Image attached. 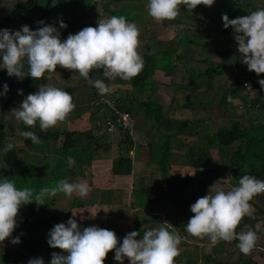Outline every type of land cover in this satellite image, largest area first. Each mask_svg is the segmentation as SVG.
Returning a JSON list of instances; mask_svg holds the SVG:
<instances>
[{
  "label": "clouds",
  "instance_id": "1",
  "mask_svg": "<svg viewBox=\"0 0 264 264\" xmlns=\"http://www.w3.org/2000/svg\"><path fill=\"white\" fill-rule=\"evenodd\" d=\"M202 3L212 5L214 0H146L145 6L154 19L172 20L180 14L181 5L190 12ZM222 19L226 29H233L240 54L237 56L250 71L264 73V8L235 18L223 13ZM39 23L41 26L35 30L28 24L19 29H0V68H6L9 76L21 80L26 76L40 79L47 73L50 80L51 74L61 66L76 70L103 97L113 89L105 79L90 76L94 68H102L103 76L110 80L116 77L130 80L144 68V58L138 50L140 28L124 15L102 17L96 25L69 33L67 38L61 37L60 28L68 27L63 19L59 20V28L54 23ZM258 82L264 87V77ZM9 89L5 82L0 96L7 95ZM18 91L23 94V89ZM233 99L228 96L229 102ZM75 107L69 91L51 83H41L36 92L27 94L11 112L28 126L39 122V127L46 131L64 120ZM21 135L33 143L41 140L35 131H23ZM14 147L15 143L9 142L0 151L7 152ZM66 159L69 167L76 165L75 157L69 155ZM221 180L210 185L208 194L191 204L194 215L185 227L195 236H208L212 243L238 240L237 247L249 254L257 245L258 233L250 225L239 231L237 228L242 218L250 214L252 199L264 193V179L244 174L237 184L227 189ZM90 190L91 185L83 178L77 181L62 178L54 186H44L37 192L27 185L18 187L14 179L0 175V243L10 237L13 244L21 242L19 235L13 237L12 234L18 225L17 217L22 206L33 202L45 205L46 199L57 193L84 197ZM78 214L72 211L67 222H58L49 230V245L64 252H52L50 261L42 256L33 257L27 264H105L112 250H115L114 260L120 264H124L125 259L129 264H176L183 237L170 230L172 223L161 222L160 226L147 228L143 233L131 230L121 242L113 229L98 225L82 227L76 219ZM80 218L84 219L83 216Z\"/></svg>",
  "mask_w": 264,
  "mask_h": 264
},
{
  "label": "trees",
  "instance_id": "2",
  "mask_svg": "<svg viewBox=\"0 0 264 264\" xmlns=\"http://www.w3.org/2000/svg\"><path fill=\"white\" fill-rule=\"evenodd\" d=\"M2 1V0H0ZM146 0H133L132 5L130 4L129 7H110V4L108 3L105 7V10L110 13V15H124L127 17L129 21H135L137 20V23H140L143 21L141 14H136L134 12L136 5H143ZM216 1L217 5L212 7V17L216 19L218 22H223L222 14L227 13L231 18H235L237 16L241 15H247L248 12L256 9L258 6L257 2L255 0H214ZM73 0H26L21 1L16 4V7L7 14L4 18H1L0 20V29L3 28H10L11 26H18L23 24H28L32 29H37L41 25L39 21H45L47 23H54L59 28V21L53 20L52 15L56 14L59 17H63L66 13H69V11L72 10V6L70 5ZM96 2V0H95ZM94 0H89V3L84 2L83 0H78L77 3L73 6L76 8V10L80 9V11L86 9L87 7L84 5H92L95 4ZM55 3L57 5H55ZM69 6V8H68ZM203 3L197 6L199 9L203 7ZM184 9V7L181 6V9ZM180 16V15H178ZM139 19V22H138ZM192 19V18H191ZM53 20V21H52ZM173 24H176V26H182L184 23L182 22V18H174ZM68 25L67 28H60L61 31L70 30V24L68 21H65ZM91 22H93L91 20ZM199 24H203L201 21H199ZM94 23V22H93ZM93 23H88L90 25H93ZM87 24V25H88ZM198 25L197 26H191L192 31H198L199 30ZM179 31V35H181L182 40L181 43H173L174 47L170 49L168 47V50L166 49L163 53L155 54L150 53L149 50L142 54L144 58V68L141 71V73L135 77H133L130 80H126L133 85L135 90H139L142 93L148 92L150 90H156V81L153 79V76H155L156 72L161 70L165 71L168 76L174 75L176 70H178L179 62L183 64L181 70H188L189 64L191 63H197L199 66H202L199 70L198 77L200 80L202 79H212V77H222L226 74L227 71L231 72L232 66L231 64L227 63H221V61L216 60L218 58L215 55L217 52H219L222 56H226V54L234 53L233 55L235 58L238 57L237 55H240L238 52V42L235 40L234 35L229 39V42L231 41V50L225 51L223 48L222 50L219 49L216 42H223V40H228L226 36H220L219 40L216 41L212 37H202L200 35H189L180 33V29L177 28ZM176 30V32H177ZM190 31V29H189ZM148 33L151 35V37L155 36V31L152 29L148 31ZM178 34V33H177ZM184 37H187L189 40L187 43L189 45L187 46V49L181 50V45L184 44L183 39ZM185 48V47H182ZM150 49V48H149ZM181 50V51H180ZM216 50V51H215ZM216 52V53H215ZM171 55L174 59V66L173 68L169 63H166V56ZM196 56L200 58H195ZM242 60L241 57L238 58L235 62V69L237 71H242ZM194 69V68H193ZM58 73L64 74V79L68 80L66 78V73L68 72V68H64L61 66L57 67ZM190 70V69H189ZM171 72V73H168ZM189 72H187V75ZM237 75V74H236ZM242 74L239 73L236 76V81L231 84L229 87L226 88V90L222 93V100L219 102L218 106L219 108H225L228 107H235L234 101L239 99L244 105L249 104L250 101L254 99H250V96L248 94V90L246 87L243 86L241 82ZM16 79H19L15 76H9L7 73V69L0 71V91L3 90V84L5 82L8 83V85L13 88L15 86ZM120 79V78H117ZM22 84V89L24 91H27L31 89L32 87H35L37 85V82L34 80V78L28 76L25 77ZM187 84L183 83H174V87L176 89H184L186 88ZM158 86H165L163 84H159ZM65 89L69 91L71 94L73 92V89L70 88V86H66ZM99 95V92L97 89H94L93 96L94 98ZM110 95V94H109ZM231 95L234 99L232 102H229L228 96ZM114 96V95H113ZM117 102L119 103L118 106L122 109H126L127 111L131 112L133 115H138V111L134 108L133 104L136 102L135 99H131V103L128 105L125 103L124 97H115ZM135 100V101H132ZM259 99L254 100L253 102H259ZM125 101V102H124ZM143 111L141 114L143 116H146L153 120V123L155 125L163 126L164 122V105L161 103L156 102H141L140 103ZM205 103L198 102V106L195 105L190 100V95L185 97L184 106L188 109H192L196 107L203 108V105ZM208 108L210 109L211 106ZM205 109V108H204ZM95 111H99L100 108L96 107L94 108ZM195 111V110H193ZM210 111V110H209ZM246 122H243L239 119H233L229 126L227 127H221L215 130L211 135L206 137V142L202 145H199L198 147L200 151L207 152L208 156L210 155L211 150L216 149L219 154V161L214 165V162L208 158L207 162L209 166L202 167L199 171L193 172L190 169L186 170V174L183 175H175V169L174 167L179 165L177 163L178 161L175 158V154L178 153L173 148L172 140L174 138H177L179 135V132L174 134H168L167 137L164 136L161 137V143L156 148H152V152L154 154L151 162H156L159 165V170L161 172V180L165 185L167 186L166 195L168 196V202L170 205H173L174 210V216L171 215L169 217L170 223L173 225L175 224L176 227H180L183 225V222H180V216L181 214H184L187 211V205H190V196L191 199L193 198V193L191 192L192 189L196 188V192L200 193L202 196H204V193H206L210 188L209 186L212 185L214 182L221 180V182L228 176L233 180V185L238 183V178L236 176H240L244 173L248 174L249 172H252L254 175H256L258 178H260V169L264 165V117L260 115L255 114H249V112H246ZM108 116L105 118L104 121V127ZM188 123H184L183 126L186 127ZM26 124L23 122L19 124V128L23 131H26L25 128ZM137 128V127H136ZM31 131H35L37 135L41 138L39 143H33L30 138L25 139V145L27 148H17L16 146L7 152L0 151V169L2 172L8 174L11 177H17L23 180L22 183H18L20 187H23L27 183V179H25L26 176H28V167L30 165V155L29 151L35 150L37 152L43 153H51L53 150L51 146L52 141L59 140L62 133H60V129H47L42 130L40 127L30 126ZM122 134V133H121ZM13 132H10V130L6 127L5 124V118L2 114V117L0 119V149L4 147L6 144V141H8V138L11 137ZM75 132H69L66 131L62 136H64L63 143L61 146V150L57 152V154H67L68 151L73 150V148L78 146V142L75 140ZM122 143L127 146V151L131 152L134 150L135 146L137 145L136 139L132 137H123L120 139ZM133 148V149H132ZM49 150V151H47ZM25 155V157L23 156ZM135 155V154H134ZM204 154H198L194 155L193 158L198 157L203 162ZM181 157V156H180ZM132 158V159H131ZM189 158V157H188ZM197 158V159H198ZM131 159V160H130ZM129 160H126L125 158H120L116 163L114 167L115 170L123 169L125 174H129L132 172V169L135 165V160H133V157L131 155ZM190 159V160H189ZM188 161H179L182 162L181 165H184L183 162H185V166H190L192 164L191 158H189ZM177 161V162H176ZM197 163L196 165H199L197 160L194 162ZM192 166V165H191ZM204 168V169H203ZM221 170L223 172H221ZM171 171H173L171 173ZM116 172V171H115ZM117 173V172H116ZM191 173V174H190ZM195 175H192L194 174ZM118 174V173H117ZM183 176V177H182ZM18 180V179H15ZM225 182V181H224ZM197 184V185H195ZM226 185V183H221ZM193 187V188H192ZM192 188V189H191ZM189 189L191 194H188ZM142 192L146 195V201L145 203L141 202L140 205L131 204L132 206L136 208H142L145 210H154V211H161L164 207L163 197L158 194L157 192L145 188L142 190ZM188 196V197H187ZM55 200V199H53ZM128 202L127 200L124 201H115L113 202V205L116 207L122 206L125 203ZM45 205H38L37 203L33 202L31 204H27L23 206V209L20 212V216L18 218V225L16 229L14 230L12 236L15 237L19 235L21 237V242L18 243L16 246L9 247L7 252L9 251L10 254L8 256L5 255L3 257H0V264H27L28 260L33 257H39L42 255L44 248L46 247V243L44 240L46 231L49 232V230L58 223L57 217L54 214L53 207L55 206V202L52 201H45ZM81 202L77 205L75 204L73 207H80ZM112 206V205H110ZM72 209L69 211V216L66 218V222L69 219V217L72 216ZM115 211V209H113ZM260 215L264 217V211L263 210H257L252 214V216ZM106 219L110 220L112 219V223L115 224L114 228L118 231V226L121 224V222L125 219L120 216H116L114 212H110L106 214ZM102 218V217H101ZM77 220L80 219V217H76ZM88 222V221H87ZM91 222H94L96 225L101 222L100 218H92ZM150 221L147 218L145 219H134V229L141 231V233L145 230L144 225L149 224ZM108 223V222H107ZM90 224V221H89ZM102 227L101 225H98ZM106 226V225H104ZM170 230H173L170 228ZM185 231V229H183ZM237 240H235L236 242ZM122 242V240H121ZM45 246V247H44ZM42 252V253H41ZM263 252V251H262ZM114 254L115 250H112L108 253L107 258L105 259L107 262L114 261V264H119L118 261L114 260ZM179 253L178 256H180ZM177 256V257H178ZM188 259L191 260V255L188 254ZM127 260V259H126ZM239 260L241 261V264H261L257 259L254 258L252 255L247 256H239ZM205 261L208 264H232L227 263L222 260L217 259L215 256L208 254L205 255ZM129 262V261H128Z\"/></svg>",
  "mask_w": 264,
  "mask_h": 264
},
{
  "label": "rangeland",
  "instance_id": "3",
  "mask_svg": "<svg viewBox=\"0 0 264 264\" xmlns=\"http://www.w3.org/2000/svg\"><path fill=\"white\" fill-rule=\"evenodd\" d=\"M21 1H26V0H2L0 1V20L1 18H4L5 16H7V14H9V12H11L15 7L16 4L21 2ZM78 0H73V2H71V6H72V10L69 11V13H66L63 17H59L56 14L52 15V19L59 21L60 19H63L64 21H68L70 24V30H68V32L66 31H61V37L62 38H67V36L69 35V33H75L78 30L82 29L85 26H88L90 24L88 23H93V25H95V22H98V20L102 17L105 16H110V13H108L105 10V7L107 6V4H110V7H129V5L133 3V0H94L95 4L93 3L92 5H84L87 8L80 11V9L76 10V8H74L73 6L77 3ZM86 3H89V0H83ZM137 0H135L136 2ZM258 4V6L256 7V9L259 8H264V0H255ZM55 5H57L55 3ZM146 1L144 2L143 5H136V8L134 10V12L136 14H141L142 15V22L137 23V20H135V22L137 23V25L140 28V47H138V50L140 52V54H144L147 52V50H151V53H155V54H160L163 53L166 49L168 50V46L170 49H172L174 47L173 43L177 42V43H181V40L183 37H181V35H179V31L177 30L180 29V33H184V34H189V35H200L202 37H212L214 38V40L218 41L220 36H226L227 37V41L226 39L223 40V42L219 43L216 42L217 46L219 47V49L222 50V48L227 52L229 50H231V41L229 42V39H231V37L234 35L233 34V29L230 28H225L224 27V23L223 22H218L216 19H214L212 17V7L216 6L217 3L216 1H214V3L212 5H207V4H203L204 6L201 7L200 9L197 7L196 9L192 10L189 12V10L187 9V7L185 5H181L182 7H184V9L182 8L180 11V16H177V18H182V22L184 23L182 26H176V24H173V20H156L153 17H151L148 14V11L146 9ZM69 8V6H68ZM254 9V10H256ZM248 14V13H247ZM192 18V19H191ZM52 20V21H53ZM91 20L93 22H91ZM201 21L203 24H199ZM139 22V19H138ZM88 24V25H87ZM23 25V23L21 24ZM21 25L18 26H11V29H19L21 27ZM199 26L201 28H199L198 31H192L191 26ZM155 31V36L151 37V35L148 33V31L150 30ZM190 29V31H189ZM177 30V32H176ZM178 33V34H177ZM189 39L187 37H184L183 39V43L181 45V50L187 49V46L189 45V43H187ZM185 47V48H182ZM150 48V49H148ZM180 50V51H181ZM216 51V50H215ZM216 53V52H215ZM235 55L234 53H229L226 54V56H224L223 58L221 57L222 55L217 52V54L215 55V57L217 56L218 58H216V60L221 61V63H227V64H231L232 60L235 59V57L233 56ZM195 58H200L198 56H196ZM166 63H169L171 65V67L173 68V64H174V59L171 55L166 56ZM184 64V63H183ZM183 64L181 62H179L178 65V70H176V72L174 73V77L169 79V76L167 75V73L165 71H161L163 73H158L155 74V76H153V79H157L158 81H160L161 83H165L166 87L163 86V90L165 91V93H161L159 94L160 96H158V88L157 91L155 90V93L153 95V98L158 102L161 103H168L171 100H174V102L172 103V107L175 106H179V103H181L179 106L183 112L179 113V115L183 118L188 119L189 116H192V112L190 109L185 108L184 106V102H185V95L188 96L190 95V100L195 103V105L198 104V102H203L205 103L203 106L207 108V104L211 106V108H207V110L209 111L208 116H206L207 118H210L211 120H213V122H215V125L213 127V131L216 127H227L230 125L231 121L233 119H239L242 120L243 122H246L247 118L245 115V111L242 109L236 108V104L238 103V100H235L234 105L235 107H228L227 109H221L219 108L218 104L219 102L222 100V93L224 90H226L227 86H228V82H229V75L230 72L227 71L226 74L223 77H219L216 79V77H212V79H202L200 80L198 77V73L199 70L201 69L202 66H199L197 63H191L189 64L188 70H184L182 71L181 68L183 66ZM194 68V69H193ZM6 68H0V71L5 70ZM97 69L99 68H94L92 71L96 72ZM101 72L103 73V69L101 68ZM187 72H189V74L187 75ZM74 70L73 69H69V71L66 73V78L68 80L64 79V74H60L57 72H53L51 74V79H48V74L46 73L44 77L40 78V79H34L37 82V85L35 87H32L31 89L24 91L23 90V94L19 93V89H22V84L23 81L21 79H16L15 82V86L13 88L10 87L7 95L5 96H0V119L2 117V114L4 115L5 118V124L6 127L10 130V132L17 133L19 130V124L22 121H19L15 118L14 114L11 112V110L15 107H18L20 105V103L23 101L24 97L29 94V93H34L38 90L39 85L41 83H51L55 86H61V85H65L67 84V86H70V88H73V90L75 91V89L78 86H81V84H83L85 81H83V77H81L79 74L74 75ZM78 73V72H77ZM171 73V72H168ZM172 75V73H171ZM54 76V77H53ZM237 75H235L236 78ZM28 77V76H26ZM106 78V77H105ZM116 78H121V77H116ZM215 79V80H214ZM24 80V79H23ZM180 83V84H187L186 88L183 89V91L181 89H176L174 90V83ZM203 83V84H202ZM173 84V85H172ZM208 85L209 87H207V91H204V87H201L202 85ZM211 84V85H210ZM201 85V86H199ZM133 86V85H131ZM162 88V87H161ZM206 90V89H205ZM82 92V89L80 90ZM123 90H120L119 93H121ZM128 92H130L131 90H127ZM126 90L123 91V93H127ZM150 91H154V90H150ZM257 92V91H255ZM160 93V92H159ZM110 94V93H109ZM108 94V95H109ZM259 95L261 97H263V101H264V94L263 91L259 92ZM7 101V102H6ZM134 108H137L138 111V116L136 118V124H137V128H135L134 133H133V138L136 139V142L138 144H142L138 146V149H140V147L142 146V148H145V151L148 150V148L151 149V146H158L161 143V133H165L164 131L161 130V128L156 127V125L153 123V120L155 119H150L149 120H144L143 115L141 114L142 108L140 106V103L135 102L133 104ZM198 106V105H197ZM99 107V106H97ZM164 107V111H166L168 109V106H163ZM184 107V108H183ZM209 107V106H208ZM193 110H195V113H197V110L195 108H193ZM143 111V110H142ZM258 114H260L261 116L264 117V112H259ZM156 120V119H155ZM147 121V122H145ZM188 121V120H187ZM188 124L189 121H188ZM147 127V129L145 127ZM165 126V125H164ZM92 127H94V124L92 122ZM166 128H168V125L165 126ZM51 129V127H50ZM148 130V131H147ZM209 130V128L207 129V131ZM147 131V132H146ZM190 131V130H188ZM21 132V129H20ZM158 133H160L158 135ZM114 134V133H111ZM121 134V133H120ZM167 133L164 134V139L165 137H167ZM12 141L14 139V136L11 137ZM113 136H109L108 140H105V142L110 143L111 146L108 147V149H105V152L103 154H101L103 152L102 149H100L99 151H97L99 154L96 156V158H103L104 157H112L115 160V163L120 159V158H125L126 160H129L131 155L133 157V160H135V165H134V170L133 173L131 172V183H132V189L134 191L140 189L143 190L144 187L145 188H149L155 192H157L158 194H160L163 197V201L164 202V209L161 211H154V210H145L142 208L137 209L136 207L132 206L131 204H135L136 205H140L141 202L145 203L146 201V195L144 192L142 191H137L136 195L134 196L133 200L132 198H130L128 200V202H123L125 203V205L123 204L122 206L116 207L113 205V202H111V198L105 199V196H100V192L103 191L102 187H98L97 186V180L95 179L94 183H91L90 181L89 184L91 186H93V190L89 192V195L87 197L86 200H83L85 205H87V207L85 209L84 212V219L81 220V218L78 220V222L81 224V226H89V225H96L94 222H91L92 218H97L99 217L101 222L98 223L97 225H101L104 228H108V229H113L115 230V232L117 233V236L120 240L123 239V237L127 234V232L131 231V230H135L134 229V219L135 218H139V219H145L148 217V219L152 222H150L149 224H145L144 225V229L146 230L147 228H153V227H158L160 226L161 222L167 221L169 220V217L171 215L174 216V208L173 205L168 202V196L166 195V191H167V186L165 185V183H163V181L161 180V172L159 170V165L155 162H147L146 159L141 160L140 158H142L140 156L141 152H137L135 151V153L132 152H128L127 151V146H125L124 143H122V141L120 140H116L113 139ZM120 138H122V136H120ZM139 138V140H138ZM205 142L207 138H204ZM182 140L184 142V144L181 146H179L178 143L173 142L172 140V144H174L175 146H177V149L181 148H185V144L188 143L189 145L192 144V140L191 137H186V139H184L182 137ZM9 142H11V140H9ZM6 141V144L9 143ZM19 142V141H18ZM57 142V141H56ZM21 144V143H20ZM59 144H62L61 142ZM200 144V143H199ZM51 145H54V141L51 142ZM96 146V144H95ZM150 146V147H149ZM196 146V145H195ZM53 147V146H52ZM24 148H27L26 145L24 146ZM82 149H78L75 151V149H73V151H68L69 154H54V150L51 151L50 154H46V156H49V158L46 160H44V163H46L48 166H57L59 162L63 163L60 166V170L61 171H67L68 167H67V157L69 155L75 157L76 159V164L77 163V159L78 158H89L92 155V150L91 149H83V147H81ZM153 148V147H152ZM133 149V148H132ZM149 149V151H150ZM183 149H180L179 151L182 152L184 151ZM176 150V149H175ZM49 151V150H47ZM141 151V150H140ZM177 151V150H176ZM83 152V153H82ZM96 152V150H95ZM96 152V153H97ZM180 152L175 154V158L177 163H179V165L174 167V171H175V175H185L186 169H184L183 167H181V163L179 161H182V158H180ZM38 153V152H37ZM151 158H153L154 154L153 152ZM135 154V155H134ZM39 155V153H38ZM184 155V154H182ZM45 156V157H46ZM206 159L204 158V163L202 165H196L197 163H194L192 161V167H188L191 171L196 172L199 171L202 167L209 166L207 165L208 162L207 159L210 157V155L208 156V154H205ZM95 158V159H96ZM132 159V158H131ZM130 159V160H131ZM80 165V164H79ZM214 165H216V163H214ZM35 166V164L30 163V170L33 169V167ZM74 167V166H72ZM210 167V166H209ZM28 168V169H29ZM187 168V170H188ZM204 169V168H203ZM173 171H171L172 173ZM221 172H223L221 170ZM0 175L3 176H7L10 177L8 174L4 173L1 171L0 169ZM182 176V177H183ZM12 179H18L15 180L17 183V186H19L18 183H22L23 180L17 177H11ZM94 179V177H89ZM25 179H27V182L29 184L30 187H33L34 189H36V191L38 192L41 188H43L44 186H54L56 184V180H51L48 181V179H43L41 177H37V176H33V175H28L25 177ZM80 180V179H79ZM111 180V179H110ZM232 180V179H231ZM225 181V182H224ZM223 183H226V185L222 184L223 186H225V188H230V186L228 185V180H223ZM221 182V183H222ZM27 184V183H26ZM197 185V184H195ZM134 186V187H133ZM193 188V187H192ZM191 188V189H192ZM92 189V188H91ZM100 189V190H98ZM131 189V191H132ZM189 192L188 194H191V192L193 193V198L191 199L190 196V205H187V212H185L184 214H181L180 222H183V225H181L180 227H176L175 224L170 226L171 229H173L176 232H179L180 235L183 237L181 244L179 246L180 248V256L176 257V264H208L205 261V255L211 254L213 256H215L217 259L222 260L224 262L227 263H232V264H241V261L239 260V256L243 255V256H247V255H252L254 256L255 259H257L261 264H264V250L257 248V245H259L258 243H261V246H264V236H261V240H257V245L256 247L252 250L251 253L249 254H245L243 253L238 247V240L235 242V239L232 241H224V240H220L218 243H212L208 236H195L191 233H189L185 227V225L187 224L189 218L191 216L194 215V213L191 211V204L194 203L199 197H201L200 193L196 192V188L192 189V191ZM210 190V189H209ZM208 190V191H209ZM100 191V192H99ZM208 194V192H206L204 195ZM108 196V195H107ZM130 196H132L131 192H130ZM188 197V196H187ZM76 198H78V201H76ZM121 196L118 197V199H120ZM55 199V200H53ZM47 201H54L55 202V206L53 207L54 209V214L57 217L58 222H66V218L69 216V211L70 209H72V206H74L75 204H79L80 201H82V197L80 196H76L75 194H73L71 197L67 196L64 193H57L55 196L53 197H49L46 199ZM98 200H103L98 202ZM112 203V204H111ZM252 204V208L250 210V213L253 211L254 208V204L257 203L256 200H252L250 202ZM254 203V204H253ZM112 205V206H110ZM76 208V207H75ZM23 209V206L20 209ZM113 209H115V211H113ZM114 212V214H116V216H120L121 218L123 217V221L121 222V224L118 226V231L116 228H114L115 224L112 223V219L107 220L105 216H107V213L110 212ZM176 211V210H175ZM20 212H19V216H20ZM172 212V213H171ZM19 216L17 217V220L19 218ZM102 217V218H101ZM247 217H243L242 218V222H244V224L248 225L249 222L246 221ZM88 221V222H87ZM90 221V224H89ZM172 220L168 221L171 222ZM246 221V222H245ZM108 222V223H107ZM106 225V226H104ZM185 229V231L183 230ZM48 231H46L45 233V243H46V247L44 248V251L42 253V257L45 258L46 261H50L51 260V254L52 252H64L63 249H59V248H52L49 243H48ZM143 233V232H142ZM12 237H10L9 239H7L6 241H4L3 243H0V257H3L5 255L10 254V252L6 251L8 250V248L12 247V246H16L17 244H13L11 242ZM263 251V252H262ZM188 254L191 255L192 259L189 260L188 258ZM105 264H114V261H109L107 262L105 260ZM120 264V262H119ZM124 264H129L128 260L125 259Z\"/></svg>",
  "mask_w": 264,
  "mask_h": 264
},
{
  "label": "crops",
  "instance_id": "4",
  "mask_svg": "<svg viewBox=\"0 0 264 264\" xmlns=\"http://www.w3.org/2000/svg\"><path fill=\"white\" fill-rule=\"evenodd\" d=\"M95 23L97 24L98 22H95ZM140 44H139V47L141 46ZM150 51L151 50H149V52ZM238 58H240V57L239 56L236 57L231 62L232 70L230 72L231 75H229L230 80L228 82L227 87H229L231 84H233L236 81V78H235L236 74H239V73L242 74V71H237L235 69V62ZM68 71H69V69H68ZM74 72H75L74 75L78 74V73H76V70H74ZM158 73H163V72H161V70H159L156 72V74H158ZM163 74H165V73H163ZM90 76H92L93 78L99 77V78L105 79L111 85V87L113 89L109 96L114 95L113 97H118V98L124 97L125 98L124 100L126 101V102L125 101L124 102L127 103L128 105L131 103V99H135L136 102H138V103H141V102L161 103V102H158L157 99L155 100L153 98L155 91H148V92L142 93L139 90H135V88L133 86H131V83L126 81L123 78H120V79L115 78L114 80H110L107 77L105 78L103 76V73L101 72V68L97 69L96 72L91 71ZM242 76H243V74H242ZM173 77H174V75L172 76V78ZM170 78H171V76H169V79ZM217 78H219V77H216V79ZM83 81H85V82L83 84H81V86H78L75 89V91L73 90V92H72L73 101H74L76 107L69 112V114L65 117L64 120L58 122L57 125L53 126L52 129H55V130H57V128L60 129L59 132L62 133V135L66 131L75 132L76 135L74 138L78 142V146L73 148V149H75V151L78 149H82L81 147H83V149H91L92 155L89 158H87V157H85V158L83 157L81 159L78 158L77 163H79L80 165L76 164L74 167H69L68 162H67V167H68L67 171H65V170L61 171L60 166L63 164L61 162H59L57 166H48L46 163H44L45 158H46V160L49 158V156H46V154H49V153L38 152L39 153V155H38L37 151L30 149V151H29V154H31L30 155V158H31L30 163L35 164V166L33 167L32 170H30V168H29L30 165H29L28 175L37 176L38 178L41 177L43 179L47 178L48 181H51V180L58 181L62 178H68L69 180L77 181V180L83 178V179H87L90 182L92 181L91 183H94V181L96 179L98 181L97 186L103 188V191H101V192L99 191L100 196L104 195L105 199L111 198V202H115L117 200H119V201L127 200L128 201L130 198H132V200H133L137 191H142V190L138 189V190L134 191L132 189V183H131L132 177L130 176L131 173H129V174L122 173V172H124L123 171L124 168H123V169H119L118 171L115 170L118 173L117 174L114 171L115 160L112 157L108 158V157H104V155H103V158H96V156L99 154L97 151L102 149L103 152L101 154H103L105 152V149L107 150L108 147L111 146L110 143L105 142V140H108L109 136H113L114 137L113 139L120 140L121 139L120 136H122V134H120V132L110 134V133H106L104 131V128H105L104 127V121H105V118L110 115V111L104 106L98 107V108H100L99 111L94 110V108L97 107L94 103V96H93L94 89H96V88L93 85L89 84L87 79L83 78ZM155 81L157 83L155 87L156 88L159 87L158 88V96H160L159 94L165 93V91L163 90V86L157 87V85L163 84V83H161L157 79H155ZM163 85H165V87H166L165 83ZM66 86H67V84L61 85L58 87L65 89ZM199 86H201V85H199ZM201 87H204L206 89V90L204 89V91H207V87H209V86L206 84L204 86L202 85ZM81 89H82V92L80 91ZM128 89L131 91L128 92L127 91ZM120 90H123V91L126 90L127 93L124 94L123 91L121 93H119ZM174 90H176L175 87H174ZM181 90L183 91V89H181ZM156 91H157V89H156ZM255 91H257V92H255ZM260 91H263V94H264V87H261V85L259 84L256 89H254L252 91H247V92L250 96V99L256 100V99L260 98L259 104L264 105V101L262 100L263 97H261L259 95ZM161 95H163V94H161ZM185 97H186V95H185ZM135 100H132V101H135ZM237 100H238V103L236 104V108L238 105V108L241 110L243 109L245 111V113L249 112V114L260 115V114H258L259 112L255 111L256 112L255 113L252 111V105L254 103L257 104V102H253L254 100L250 101L249 104H247V105H244L239 99H237ZM173 102H174V100H171L168 103H161L164 106H168V109L166 111H164V115H163L164 121L166 119L167 120L164 122L163 126L156 125V127L161 128V130L165 132V133H161V137L164 136V134H166V133L168 135V134H174V133L179 132L178 137L173 139V142L178 143L179 146L180 145L182 146L184 144L182 137L184 139H186V137H191V140H192L191 145L186 143L184 149L181 147L179 149H177V146H175L173 144V148L176 149L178 151V153L180 152L179 151L180 149L184 150V151L180 152V154H179L181 156L180 158H182V161L186 162V161H188L189 158H191V160L193 162H195L197 160L199 165L205 164L204 158L206 159L207 156H204L203 162L198 157L193 158V156L201 154V153H203L205 155L207 153V152L200 151L199 150L200 147H198V146L204 144L205 143L204 138L211 135L219 127H216L213 131V127L215 125V122H213V120H211L210 118L206 117L209 114V111L207 110L208 106H207V108L204 106H203V108L196 107L197 113H195V111L190 109L193 117L189 116V118L186 119V118H183L179 115V113L183 112V110L179 107V106H181L180 104L182 102L179 103V106L177 105L175 107H172ZM136 110H137V108H136ZM140 111L142 112V110H140ZM263 112H264V109H263ZM133 116L135 117V120H136L138 115H133ZM143 118H144V120H149V118L146 116H143ZM187 120L189 121L190 124H187L185 127L183 125H184V123H188ZM92 122L94 124V127H92ZM145 122H147V121H145ZM164 125L165 126L168 125V128H166ZM36 127H39V122H37ZM136 127H137V124H136ZM25 128H26V131L30 130V126H28V125H26ZM145 128L147 129V127H145ZM208 128H209V130L207 131ZM188 130H190V131H188ZM22 132H23V130H21V132H20V128H19L18 132L14 133V135H12V136H14V139L16 142H14V140L12 141V138H11L12 136L8 138V141L11 140V142L15 143V146L17 148H21V149L24 148L25 139H26L25 137H23L21 135ZM159 134L160 133H158V135ZM62 135L59 138V140H56L57 142L54 141V145H51V146H53L52 148L54 150V154H57V152L59 150H61L62 144H59V143L60 142L63 143L64 136H62ZM138 140H139V138H138ZM95 144H96V146H95ZM139 145H142V144L137 143L134 150L131 152L135 153V151H137V152L139 151V152H141V154H140V156L142 157V158H140L141 160L146 159L147 162H151L152 161V158H151L152 147H151V149L148 148V150L145 151V148H142V146L140 147V149H138ZM156 147H154V148H156ZM149 149H150V151H149ZM95 150L97 153L95 152ZM71 151H73V150H71ZM68 154H69V152H68ZM182 154H184V155H182ZM23 156L25 157V155H23ZM209 158L214 163H218V161H219L218 151L216 149L211 150ZM185 162H183L184 165H181V167H183L186 170L188 167H190V168L192 167L191 166L192 164L190 166H185ZM180 163H182V162H180ZM133 170H134V168L132 169V173H133ZM249 173L254 175L252 172H249ZM244 174H246V173H244ZM244 174H242V175H244ZM242 175H240V176H242ZM240 176L239 175L236 176L238 178V180H239ZM260 176H261L260 179H264V165L260 169ZM89 177H94V179L89 178ZM227 178H228V176L225 179H227ZM26 185L29 186L28 182ZM228 185L230 187L233 185V180H231L230 177L228 179ZM91 188L92 189L90 191L93 190V186H91ZM131 189H132V191H131ZM98 190H100V189H98ZM130 192H131L132 196H130ZM207 192H209V191H207ZM88 195H89V193H88ZM88 195L82 197V201H80L82 206H80L78 208L77 207L75 208L72 206L73 211L80 213L77 215L78 217L83 216L85 209L89 208V207H87V205L83 204L84 203L83 200H86ZM119 196H121L120 199H118ZM252 200H256L257 203H255V204L253 203L254 204L253 211L249 215H245L244 217H247L246 221L249 222L248 225L252 226L257 231L258 237H259L258 240L260 241L261 236H264V217L260 216L259 214L256 216L255 215L252 216V214L254 212H256L257 210H260V209L264 211V193L257 194ZM76 201L79 202L78 198H76ZM100 201H103V200H98V202H100ZM137 209H139V208H137ZM245 225L246 224H244V222L241 221L240 225L237 228V231L243 229ZM258 244L259 245H257V248H260V249L264 248V246H261L260 242Z\"/></svg>",
  "mask_w": 264,
  "mask_h": 264
},
{
  "label": "built area",
  "instance_id": "5",
  "mask_svg": "<svg viewBox=\"0 0 264 264\" xmlns=\"http://www.w3.org/2000/svg\"><path fill=\"white\" fill-rule=\"evenodd\" d=\"M242 74L241 82L248 91L256 89L259 85V78L264 76V73L257 74L255 71H250L245 63L242 65ZM94 103L96 106H104L110 111L104 128L106 133L120 132L125 138L133 136L136 128L135 117L131 112L120 108L115 97L108 94L102 97L99 94L94 98ZM263 109V104L252 105L253 112L262 111Z\"/></svg>",
  "mask_w": 264,
  "mask_h": 264
}]
</instances>
